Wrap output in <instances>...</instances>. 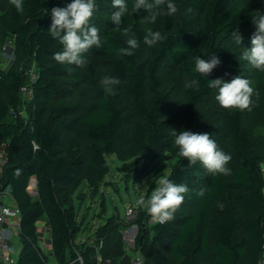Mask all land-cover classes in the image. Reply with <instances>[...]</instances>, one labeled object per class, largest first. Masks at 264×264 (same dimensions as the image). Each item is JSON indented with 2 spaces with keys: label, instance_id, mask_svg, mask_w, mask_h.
I'll use <instances>...</instances> for the list:
<instances>
[{
  "label": "trees",
  "instance_id": "trees-1",
  "mask_svg": "<svg viewBox=\"0 0 264 264\" xmlns=\"http://www.w3.org/2000/svg\"><path fill=\"white\" fill-rule=\"evenodd\" d=\"M70 2L24 0L23 10L17 11L7 0L6 9L0 14L4 30L0 50L10 37L16 49L24 52L37 68L33 76L24 73L25 69L0 73V90L9 94L8 100L0 101V150H4L0 201L2 193L10 187L20 209L21 247L16 264H51L53 260L56 264H105V258L115 263L124 250H108L103 257L98 245L100 242L103 246L107 239L109 224L96 230L97 244L76 247L74 239L82 224L67 197L61 195L68 188L79 186L86 176L103 180L109 172L110 155L129 161L128 169L134 166L148 171L165 153L176 159L167 177L186 184L189 191L171 221L154 222L150 244L147 221L152 217L147 209L139 208L135 220L140 229L136 245L147 264L150 262L146 254L150 255L157 246L170 252L172 263L168 259L162 262L153 259L154 264H261L264 137L257 139L246 131L244 110L220 106L214 131L208 134L229 155V135L232 136V148L236 152L232 157L236 164L226 165L230 169L228 175H212L200 162L189 166V161L178 155L171 132L207 133L200 124V105L206 98L217 95L216 89L207 87L208 81L217 77L215 69L207 76H199L194 72L192 58L201 55L208 59L215 54L220 61L230 59L233 49L226 41L237 28L242 36L250 38V43L255 31L252 17L257 11L264 13V0H244L239 4L233 0H174L177 13L160 16L154 24L144 20V9L134 10L135 0H126L128 12L119 31L111 20L117 10L112 0H96L97 8L106 10L107 19L99 34L104 47H93L92 51L113 67L120 83L115 86L114 95L106 94L100 83V65L92 59L88 76L93 85L90 102L84 107L69 101L80 68L60 65L54 60L62 45L48 32L51 9L65 7ZM189 6L202 12L200 27L195 26ZM124 29H131L139 42L131 57L118 54L119 48L126 46ZM149 30L159 31L167 39L151 46L153 60H140ZM205 52L207 57L203 56ZM163 61L191 77V81H199L198 91L187 87V109L175 119L160 116L174 101L173 91L161 90L163 82L158 70ZM25 85L33 91L26 115L20 109L21 88ZM133 112L143 121L134 122ZM78 132L89 140L88 149L82 153L75 148L68 154ZM201 187L207 189L203 197L197 195ZM217 197L221 198L216 205ZM42 220L50 230V255L40 242L38 223Z\"/></svg>",
  "mask_w": 264,
  "mask_h": 264
},
{
  "label": "rangeland",
  "instance_id": "rangeland-1",
  "mask_svg": "<svg viewBox=\"0 0 264 264\" xmlns=\"http://www.w3.org/2000/svg\"><path fill=\"white\" fill-rule=\"evenodd\" d=\"M244 0H233L235 4H239ZM7 6V0H0V14L4 12ZM191 14L194 17L195 26L202 25V12L194 7L189 6ZM144 20L147 21L149 12L144 10ZM106 10L98 9L90 21L95 27L99 29V34L102 32L106 23ZM4 30L0 25V38H3ZM249 37L243 36L242 44L237 45L232 38L228 39V43L233 49V56L230 59L221 61L220 65L215 68V76L223 78L230 82L231 79L239 75L241 78L248 79L254 89L251 97L252 103L250 110H244L243 126L248 133L253 137L260 139L264 137V70L254 68L248 61L242 60L241 55L246 47H250L248 43ZM151 46L145 45L140 53V60H153L154 55L150 50ZM95 59L101 70V78L106 75L115 77L113 67L106 61L99 58L92 49L85 55L86 63L80 68V76L77 79L76 89H74L72 96L69 98L70 102H79L81 106H87L90 102V93L92 89V80L88 76L89 62ZM27 70L24 73H31L35 75L37 71L36 64L29 61L28 56L21 50L16 49L13 40L9 37L4 41L3 47L0 50V73L6 74L12 70ZM162 78L163 92L173 91V104L170 108L164 110L160 116L162 118L175 119L177 116L186 111L188 104V89L185 87L186 83L192 80L191 77L179 73L172 64L163 61L158 70ZM9 94L3 89L0 90V101L8 100ZM29 95L21 88V99L23 106L21 112L26 115V107H28L30 98ZM212 95L205 99L200 105V124L202 129L207 133L214 131L217 123V116L219 114L220 105ZM23 107V108H22ZM236 109V108H231ZM133 121L141 122L143 118L136 112H133ZM230 140V155L231 157L236 152L232 148V136L229 135ZM89 146V140L85 138L82 132H78L73 138L69 148L68 154L73 149L78 148L82 153H85ZM264 157V153H262ZM176 161L168 153L159 156L155 163L148 171L142 167H134L128 169L129 161H121L116 155L108 156L109 172L103 180L97 181L92 176H86L82 183L77 187L68 188L62 197H67L68 204L74 208L78 213V220L81 222V231L74 239L75 245L78 249L87 244H97L95 241L96 230L100 226L109 224V231L107 239L103 246H100L101 255L105 257L108 250L122 248L124 255L115 263L110 262L108 258L104 259L105 264H124L131 258L141 253V250L136 245V237L139 233V227L135 223L138 216L139 206L136 200L141 196L144 198L148 193L156 187V181L167 176L170 172L171 166ZM4 162V150H0V170ZM231 165L236 164L232 157ZM264 172V163L262 164ZM1 172V171H0ZM229 195V194H227ZM221 197H217L215 204L217 205ZM234 208H236L234 206ZM133 210V216L129 217L128 210ZM154 221L150 218L147 221L148 244H150L153 230L151 229ZM38 230L40 235V242L44 251L50 255V247L48 240L50 238V230L44 220L38 223ZM98 245H101L99 242ZM19 248V247H18ZM17 248V250H18ZM150 264L153 259L159 262L169 260L172 263V256L170 252L165 250L163 246H157L150 255H147ZM100 258V256H99ZM101 259V258H100ZM51 264H56L54 262ZM261 264H264V254Z\"/></svg>",
  "mask_w": 264,
  "mask_h": 264
},
{
  "label": "clouds",
  "instance_id": "clouds-1",
  "mask_svg": "<svg viewBox=\"0 0 264 264\" xmlns=\"http://www.w3.org/2000/svg\"><path fill=\"white\" fill-rule=\"evenodd\" d=\"M17 11L23 10L24 0H10ZM113 7L117 9L111 15V20L120 30L122 18L128 12L126 0H112ZM135 11L144 9L149 12L148 20L154 24L160 16H172L177 13L178 7L174 0H135L133 4ZM97 10L96 0H71L65 7H53L51 9V25L48 29L50 35L59 39L62 50L54 54V60L60 65L82 66L86 63L84 54L88 53L93 47L100 49L104 47L99 35V29L90 23L94 12ZM255 31L251 36L250 47H246L241 55V59L248 61L254 68L264 70V13L257 11V15L252 17ZM125 47L118 50L121 56L131 57L135 50L139 48V42L135 33L131 29H124ZM237 45L242 44L243 36L239 29L231 33ZM167 38L159 31L149 30L143 42L152 46L162 43ZM204 57L208 53H203ZM194 72L199 76L209 75L221 61L212 54L210 58H202L201 55L194 56ZM69 71L71 68L69 67ZM103 90L108 95L115 94V86L120 83L118 78L110 75L104 76L101 81ZM185 87L199 90V81H190ZM207 87L216 89V101L226 109L236 108L241 111L250 110L252 103L251 97L254 89L248 79L241 78L239 75L231 79L230 82L223 78H216L208 81ZM175 137L174 145L178 148V155L189 161V166L200 162L203 167L212 175L230 174V169L226 167L232 157L221 150L216 141L208 133H194L192 131L181 130L172 131ZM189 188L186 184L176 183L163 176L156 181V187L146 200L143 196L136 200L139 207L147 209L154 222L163 224L171 221L174 214L184 203L185 194ZM207 189L201 187L197 195L203 197ZM8 253L14 249L9 248Z\"/></svg>",
  "mask_w": 264,
  "mask_h": 264
},
{
  "label": "built area",
  "instance_id": "built-area-1",
  "mask_svg": "<svg viewBox=\"0 0 264 264\" xmlns=\"http://www.w3.org/2000/svg\"><path fill=\"white\" fill-rule=\"evenodd\" d=\"M1 77V75H0ZM22 89L29 95L31 99L33 91L28 86H22ZM127 214L132 217L133 210L129 209ZM20 229V209L16 204L11 192V188L8 187L3 193L0 201V264H16L18 259L17 247L14 243L17 232L19 238ZM102 245V244H101ZM100 245V246H101ZM12 248L14 251L8 253V249ZM100 259V258H99ZM129 264H147L146 258L142 253L134 255Z\"/></svg>",
  "mask_w": 264,
  "mask_h": 264
},
{
  "label": "crops",
  "instance_id": "crops-1",
  "mask_svg": "<svg viewBox=\"0 0 264 264\" xmlns=\"http://www.w3.org/2000/svg\"><path fill=\"white\" fill-rule=\"evenodd\" d=\"M49 234H50V233H49ZM17 235H18L17 232H15V233H14V236H16V238H15V240H14V243H15V245H16L17 248L19 247V250H20L21 243L19 242V238H18ZM48 246H49L50 249H51V245H50V243H49V240H48Z\"/></svg>",
  "mask_w": 264,
  "mask_h": 264
}]
</instances>
